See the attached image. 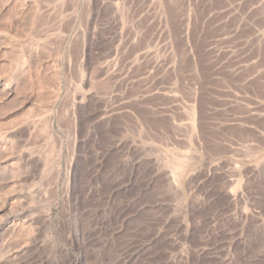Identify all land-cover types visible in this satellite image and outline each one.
<instances>
[{"label": "rangeland", "instance_id": "rangeland-1", "mask_svg": "<svg viewBox=\"0 0 264 264\" xmlns=\"http://www.w3.org/2000/svg\"><path fill=\"white\" fill-rule=\"evenodd\" d=\"M0 264H264V0H0Z\"/></svg>", "mask_w": 264, "mask_h": 264}, {"label": "bare ground", "instance_id": "bare-ground-1", "mask_svg": "<svg viewBox=\"0 0 264 264\" xmlns=\"http://www.w3.org/2000/svg\"><path fill=\"white\" fill-rule=\"evenodd\" d=\"M26 245V244H25ZM25 251V250H24Z\"/></svg>", "mask_w": 264, "mask_h": 264}]
</instances>
